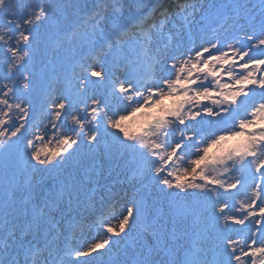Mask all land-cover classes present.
<instances>
[{
    "label": "snow or ice",
    "instance_id": "1",
    "mask_svg": "<svg viewBox=\"0 0 264 264\" xmlns=\"http://www.w3.org/2000/svg\"><path fill=\"white\" fill-rule=\"evenodd\" d=\"M114 247L264 264V0H0V264Z\"/></svg>",
    "mask_w": 264,
    "mask_h": 264
},
{
    "label": "rangeland",
    "instance_id": "2",
    "mask_svg": "<svg viewBox=\"0 0 264 264\" xmlns=\"http://www.w3.org/2000/svg\"><path fill=\"white\" fill-rule=\"evenodd\" d=\"M46 123V121H45ZM229 143H234V141H229ZM20 163V162H19ZM128 175H131L130 173H128ZM125 180V175L124 174H121L119 176H117L115 173L113 174V177L112 179L109 181V183H112L114 184V188H113V191L114 192H117L116 189H118L120 186H122L123 184H126V183H123V181ZM127 185V188H126V193H127V196L130 198L131 195H132V192L134 191L133 188L129 187L128 184ZM125 192L122 193V194H119L120 197H123L125 195ZM103 195V194H101ZM109 201H108V197L105 196V199H104V203L102 204L100 202V195L97 196L96 198V204H95V207L93 209H91L88 213H86L85 215L88 217V219L85 221V223H90L91 222V218L94 214H98L99 211L106 207L108 205ZM123 203V200H120L118 203H116V207H115V211H119L120 210V204ZM112 223H115V221H112ZM237 229H239L241 226H235ZM254 230V228H253ZM95 236V230H92L91 233L89 232V230L87 228H84L83 230L81 229H77L76 230V233H75V236L73 239H71L70 243L72 245V247H79L81 246V244L86 241V240H91L93 239ZM61 247H63V245H61ZM117 249L114 247L113 248V252L112 253H105L104 256L102 257H99V256H93L91 259L87 258V257H84V258H81L82 260H88L89 261V264H99V261L100 260H105V259H108V263L106 264H110V261L112 259H115V253H116ZM210 258V257H209Z\"/></svg>",
    "mask_w": 264,
    "mask_h": 264
},
{
    "label": "bare ground",
    "instance_id": "3",
    "mask_svg": "<svg viewBox=\"0 0 264 264\" xmlns=\"http://www.w3.org/2000/svg\"><path fill=\"white\" fill-rule=\"evenodd\" d=\"M126 188H127V185L126 184H123L122 186H120L118 189H116V191L119 193V194H122L126 191Z\"/></svg>",
    "mask_w": 264,
    "mask_h": 264
},
{
    "label": "water",
    "instance_id": "4",
    "mask_svg": "<svg viewBox=\"0 0 264 264\" xmlns=\"http://www.w3.org/2000/svg\"><path fill=\"white\" fill-rule=\"evenodd\" d=\"M13 162H14L15 164H18V163H19L18 160H14ZM107 262H108L107 259H105V260H100V261H99V264H106Z\"/></svg>",
    "mask_w": 264,
    "mask_h": 264
}]
</instances>
